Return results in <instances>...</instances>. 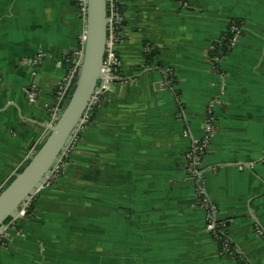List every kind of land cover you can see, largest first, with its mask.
<instances>
[{"label":"crops","instance_id":"crops-1","mask_svg":"<svg viewBox=\"0 0 264 264\" xmlns=\"http://www.w3.org/2000/svg\"><path fill=\"white\" fill-rule=\"evenodd\" d=\"M120 11V80L6 231L0 264H264V0ZM84 34L78 0H0V189L38 147ZM208 136L199 180L189 153ZM197 180L232 254L207 231Z\"/></svg>","mask_w":264,"mask_h":264},{"label":"water","instance_id":"water-1","mask_svg":"<svg viewBox=\"0 0 264 264\" xmlns=\"http://www.w3.org/2000/svg\"><path fill=\"white\" fill-rule=\"evenodd\" d=\"M108 25V0H87L84 42L79 57L80 73L76 87L44 132L26 164L1 187L0 233L5 229L7 221L16 218L27 201L42 188L77 132L88 105L103 80ZM95 112L92 117H95Z\"/></svg>","mask_w":264,"mask_h":264},{"label":"built area","instance_id":"built-area-1","mask_svg":"<svg viewBox=\"0 0 264 264\" xmlns=\"http://www.w3.org/2000/svg\"><path fill=\"white\" fill-rule=\"evenodd\" d=\"M78 7L80 14L85 22L87 14V0H78ZM108 14H109V25H108V44L106 50V56L102 68L103 80L100 82L98 89L95 91L88 108L81 120L80 126L77 132L74 134L70 144L68 145L66 151L63 153L61 160L58 163V166L53 170V172L46 178L43 183L42 188L48 187L51 185L55 179V173L59 172L58 167L60 164H64L65 155L70 153L76 146L77 141H79V134L82 131L83 127L88 123L92 113L99 107L104 97H106L112 90L113 86L120 80L119 71L121 68V61L115 50L116 43L118 41V31L122 21L121 11H120V0H108ZM229 41L226 45H223L219 48V51L214 58V64L216 66L220 65L227 54V50L232 49L236 42H238L240 36L242 35V29L238 25H233L229 29ZM84 42V39H83ZM226 46V51L224 50ZM82 53V52H81ZM81 56V55H80ZM80 73L79 59L72 63L68 69V73L63 79L58 91L56 98V106L52 112L51 120L48 125L50 127L51 123L55 117L59 114L61 108L65 104L67 97L72 94V91L76 87L78 77ZM31 100L35 102L34 98L36 95L32 92L29 94ZM206 132L209 135L212 132V126L209 124L206 127ZM209 145V136L201 142H195L192 146L191 152L189 153L190 160V173L193 177L197 176L200 180L202 176L201 168L205 153ZM197 180L198 193L202 196L201 207L207 214V231L210 232L217 243H219L225 252H233L231 242L227 236L223 224L218 219V213L215 207L209 202V200L204 196L205 192L202 188V183ZM41 188V189H42ZM40 189V190H41ZM39 190V191H40ZM39 191H37L29 201L24 205L20 210L18 216L12 219V222L5 227V229L0 233V243L2 239L6 238V231L11 226H14L20 219L25 218L28 215L29 209L34 204L35 200L38 199ZM264 237V232H260Z\"/></svg>","mask_w":264,"mask_h":264},{"label":"trees","instance_id":"trees-1","mask_svg":"<svg viewBox=\"0 0 264 264\" xmlns=\"http://www.w3.org/2000/svg\"><path fill=\"white\" fill-rule=\"evenodd\" d=\"M225 43L227 44V41H226ZM226 44H224V45H226ZM224 50L226 51V46H224ZM155 54H156V53H153V54H151V55L148 56L149 61L152 60V58H153V56H154ZM70 97H71V94L67 97V99H69ZM36 203H37V200H35L34 204H33L32 207L29 209V211H28V215H30V214L34 211L35 206H36ZM28 215H27V216H28ZM11 222H12V219H9V220L7 221V223H6V226H8Z\"/></svg>","mask_w":264,"mask_h":264}]
</instances>
